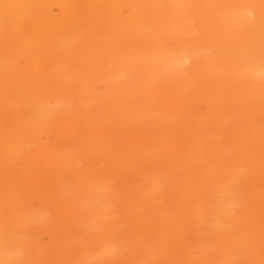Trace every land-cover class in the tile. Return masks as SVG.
Listing matches in <instances>:
<instances>
[{"label": "bare ground", "instance_id": "6f19581e", "mask_svg": "<svg viewBox=\"0 0 264 264\" xmlns=\"http://www.w3.org/2000/svg\"><path fill=\"white\" fill-rule=\"evenodd\" d=\"M39 4L34 21L13 37L24 51V63L13 64L20 94L5 109L3 66L5 46L0 32V260L4 250L5 191L19 192L26 208L10 224L22 229L30 258L37 264H73L95 253L83 243L76 224L92 212H102L104 191L114 180L129 229L152 238L170 258L188 259L185 248L199 237L203 209L221 190L227 148L248 159L246 85L231 63L249 54L259 34L224 23V9L156 8L150 5H218L259 0H9ZM71 5H108L99 10ZM127 14L125 15V9ZM95 17L93 23L85 19ZM172 20L185 26L202 53L198 62L175 73L163 71L165 53L156 46L172 35ZM136 34L151 41V49L129 47ZM117 50L119 58L98 88L93 78L98 49ZM11 62V58H10ZM135 70L136 78L130 73ZM186 73V75H184ZM136 80L141 81L137 84ZM27 97V98H25ZM75 102V110L56 112L48 105ZM258 114V112H257ZM35 145L23 167L10 164L18 148L15 136ZM227 137L224 142L219 138ZM216 146L209 153V146ZM81 149L87 151L81 155ZM209 159L216 161L210 171ZM83 165V166H82ZM247 163L232 173L241 178L240 192L226 204L240 207L254 199L258 223L261 184L259 165ZM100 172L102 176L94 173ZM166 177L161 191L160 177ZM225 237L231 224L216 226ZM216 241H208V249ZM17 252L20 251L18 247ZM214 255V254H212Z\"/></svg>", "mask_w": 264, "mask_h": 264}, {"label": "snow or ice", "instance_id": "6c2138e0", "mask_svg": "<svg viewBox=\"0 0 264 264\" xmlns=\"http://www.w3.org/2000/svg\"><path fill=\"white\" fill-rule=\"evenodd\" d=\"M41 7L42 5L39 4L0 0V32L3 34L5 46L3 89L6 111L9 104L20 94V89L16 86L15 77L11 71L12 66L13 64L22 65L26 54L13 37L29 26L25 21L35 20V14ZM70 7L99 10L111 6L71 5ZM147 7L224 9L227 10L222 16L224 23L246 30L253 37L258 32V51L253 40L248 55L234 57L231 61L236 76L246 85L247 119L243 127L248 137L246 145L248 159L241 160L239 149L227 148L228 158L222 164L223 172L220 177L221 190L216 191L204 205L201 233L185 248L188 259L170 258L166 249L161 248L152 238L139 237L129 229L128 218L119 201L116 182L110 180L104 189L105 192L110 193V196L100 205L103 211L92 212L75 226L80 240L91 248L95 253V258L75 261L73 264H264V183L261 184L258 223L255 219H250L243 228L240 223L242 216L254 217L256 215L254 199L245 200L240 207H229L226 204L231 196H249L247 191L240 192L241 178L235 177L232 173L235 166L242 162L247 163V170L250 172L255 169L258 162L262 178H264V0H259L258 4L238 2L218 5H150ZM126 14L127 8L125 9ZM94 20L95 17H88L84 22L90 24ZM169 28L172 33L171 37L164 41L157 40L155 43L165 53L160 58L164 65L163 71L175 73L187 68L190 63L198 62L202 53L198 51L195 41L187 35L185 26L172 20ZM152 46L153 43L145 41L140 34H136L129 42V47L138 51L151 49ZM119 56L120 53L117 50L104 48L97 50L93 78L98 88L110 86L111 82L107 79V75ZM136 75L133 70L129 78L135 79ZM136 83L139 84L141 81L136 80ZM47 107L51 112H56L63 107L74 111L75 102L65 104V102L58 101ZM24 135V132H20L15 136L18 148L13 161L9 160L7 154L5 155L6 174L12 163L16 168L23 167L25 159L35 147L31 142H24ZM227 139L223 136L219 138L220 142ZM86 151V149H81L80 154L83 155ZM208 152L215 153L216 146H209ZM207 163L211 166L210 171L216 167L214 159H209ZM94 175L102 176V173L96 172ZM166 179L163 175L160 177L161 191ZM9 199L10 194L6 186L4 250L8 258L0 260V264H37L30 258L22 229L14 223H9L10 216L15 220L23 215L26 208L25 202L19 192L11 195V207H9ZM224 223L231 224L233 227L230 236L225 237L216 230L217 225ZM208 241H216L211 251L208 249ZM18 247L19 252L16 251Z\"/></svg>", "mask_w": 264, "mask_h": 264}]
</instances>
